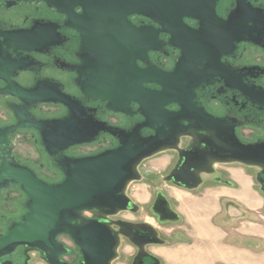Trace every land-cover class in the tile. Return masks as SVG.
Here are the masks:
<instances>
[{"label":"flooded vegetation","instance_id":"obj_1","mask_svg":"<svg viewBox=\"0 0 264 264\" xmlns=\"http://www.w3.org/2000/svg\"><path fill=\"white\" fill-rule=\"evenodd\" d=\"M80 14L81 10L76 8L75 19L69 22L67 15L42 0H0V171L7 181H0V240L7 237L13 226L22 224L28 213L25 206L28 195L23 184L61 183L65 160L117 149L121 144L112 132L130 135L133 130H139L144 121L140 104L133 100L126 102L136 95V72L146 65L135 56L123 62H103L99 49L85 50L81 34L84 27L77 19ZM128 21L134 28L151 27L156 33V49L147 53L150 66L173 74L183 55L187 59L186 73L183 70L173 78L178 81L176 86L183 104L187 102L190 108L181 119L188 135L179 137L176 148L158 153L174 156L164 182L182 189L167 179L176 170L180 154H192L195 149L213 161L212 171L216 170L215 165H241L255 183L264 210V163H261L264 161V0H217L214 20L208 24L202 22L205 40L199 45L188 42L185 51L172 42L171 34L160 32V27L151 20L133 15ZM183 24L192 31L200 27L199 21L192 18H183ZM193 47H198V57L191 64L188 62L190 54H194ZM120 74L133 79V83L124 84V89L118 92L121 98L118 112L109 109L106 101H96L86 95L85 92L99 86L106 88L108 93V79ZM191 76H196L198 85L189 103L184 88ZM143 87L155 92L161 90L156 84ZM56 98L63 101H51ZM179 110L176 103L166 104L161 113L154 106L153 111L146 112L152 119L148 123L151 127L142 128L140 137L153 136L156 120ZM77 112L86 115L89 124L86 128H102L90 144L63 149L56 141L60 130L36 124L62 120L68 113L77 115ZM43 135L54 140L52 147L46 148ZM27 136L33 141L35 159L29 152L19 149L18 140L23 141ZM255 144L262 145L261 151L246 152ZM208 145L216 147L214 153ZM87 146L94 150L86 154L78 151ZM238 157L258 162L250 165L221 162ZM158 196L152 201V212L154 207H161ZM224 210L232 214L229 205ZM121 213L135 212L123 211L105 220L99 219L96 212H83L82 219L71 225L77 228L82 223L98 222L107 228L112 234V243H116V256L110 264L120 261L123 254L120 250L126 247L130 250L127 264H160L155 248L161 245L156 242L163 240L153 224L125 218ZM0 264L86 263L70 235L59 234L55 244L47 250L26 245L0 249Z\"/></svg>","mask_w":264,"mask_h":264},{"label":"water","instance_id":"obj_2","mask_svg":"<svg viewBox=\"0 0 264 264\" xmlns=\"http://www.w3.org/2000/svg\"><path fill=\"white\" fill-rule=\"evenodd\" d=\"M42 1L47 6L67 15L69 22L75 19L74 10L79 8L81 14L77 17L78 24L84 27V32L81 33L82 45L85 50L91 47L93 50L99 49V57L103 62L109 60L123 62L134 56L142 60L146 67L136 72V95L127 98L126 104L130 100L138 102L143 110L144 121L140 129L133 130L130 135L124 136L122 132H112L121 144L117 149L95 156L65 160L62 163L64 179L61 183L23 184L22 188L28 195L25 205L28 213L23 217L22 224L13 226L7 237L0 240V249L7 250L16 245H26L47 250L49 246L55 244L57 235L68 234L78 246L86 264H110L116 256V243H112L110 237L112 234L109 230L98 222L82 223L77 228L72 226L71 222L80 221L83 212H96L98 218L103 220L123 211L135 212V205L125 195V191L129 183L139 180L137 167L142 161L162 151L176 148L179 137L188 135L181 125V119L190 110L187 108V102L183 104L179 88L176 86L178 81L173 78L174 75L181 74L183 70L186 73V57L183 55L179 60L173 74L160 72L150 66L147 62V53L156 49V33L151 27L134 28L128 21V17L140 15L151 20L160 27V32L171 34L174 37L172 42L185 51L184 46H187L188 42L199 45L205 40L206 31L202 22L208 24L214 20L217 0ZM183 18L199 21L200 27L195 31L189 30L183 24ZM192 49L194 54H190L188 62L191 64L198 57V47ZM106 81L107 79L104 78V82ZM108 81L110 85L108 93L106 88L102 89L100 86L96 90L90 89L85 93L93 100L106 101L109 109L118 112L121 110V98L118 92L124 89V84L127 86L133 83V79L130 80L120 74L110 77ZM100 83L102 84V81ZM144 84H156L161 90L150 91L143 87ZM197 85L196 76H191L184 88V91L188 92L189 103L192 99V91ZM51 101L62 102L63 100L56 98ZM168 103L178 104L179 112L159 117L155 122L157 128L153 129L154 135L140 137L142 128L150 129L151 127L148 123L152 119L146 112L149 113L150 109L153 111L156 106L161 113V109H164ZM40 123L44 125L43 127H54L60 130L56 141L63 149L70 145L90 144L102 130L97 127L86 128L89 125L87 117L81 112H77V115L68 113V116L62 120L39 121L36 124ZM37 127L39 129L41 126ZM189 127L192 129V126L187 128ZM42 138L46 148L54 145V140L45 135ZM261 147L262 145L255 144L246 149V152L255 153L261 151ZM215 148L214 145H208L212 153ZM221 162L250 165L258 161L238 157L235 160ZM212 163L211 159L197 153L195 149L192 154H180L176 170L167 180L176 187L194 190L200 185L201 172L209 174L212 171ZM3 180L7 182L0 171V181ZM158 197L157 202L161 207L159 209L154 207L153 212L161 221H178L177 214L169 208L168 202L163 197ZM160 243L162 242H156V244Z\"/></svg>","mask_w":264,"mask_h":264},{"label":"rangeland","instance_id":"obj_3","mask_svg":"<svg viewBox=\"0 0 264 264\" xmlns=\"http://www.w3.org/2000/svg\"><path fill=\"white\" fill-rule=\"evenodd\" d=\"M32 142L29 136L23 141L18 140L19 149L29 152L35 159ZM93 150L94 147L87 146L79 148L78 151L81 154H86ZM173 159L174 156L171 153H161L142 162L138 170L139 180L129 183L125 191V195L135 205L136 211L132 214H120L125 218L153 224L163 240L161 245L155 248L160 264H200L204 261V257L202 260L200 259L201 261L192 260L188 253L187 246L193 242V239H188L189 233L193 230L191 224L193 225L197 221H200L201 224L215 223L219 225V228L221 225H225L223 229L228 234L231 233L234 238L237 234L241 235L242 232H245L247 228V232L254 235V240L257 237L260 239V234L264 235L262 202L255 183L248 173L245 174V169L241 165H215V171L199 176L200 185L196 189L182 190L164 182V175ZM156 195L169 201L172 211L179 218L178 221H161L156 213L151 211V204ZM228 205L232 207L233 215L235 212L237 213L238 219L230 220L231 217L224 210ZM241 225H244V230ZM252 227H254L253 230ZM204 238L202 236L201 240L198 236L194 237V240L202 245V252L205 250ZM174 251H178L179 257L171 255ZM121 252L123 253L122 257L116 264H127L130 259V250L127 247L121 248ZM205 264H220V262L216 260V257H211L210 260L206 259Z\"/></svg>","mask_w":264,"mask_h":264},{"label":"crops","instance_id":"obj_4","mask_svg":"<svg viewBox=\"0 0 264 264\" xmlns=\"http://www.w3.org/2000/svg\"><path fill=\"white\" fill-rule=\"evenodd\" d=\"M197 212H194V214H197ZM228 216L231 217L230 220L239 218L236 212L234 215L229 214ZM224 226L225 225H221V228H219L218 224H210L208 222L201 224L200 221L195 222L193 225L191 224V229L193 230L189 233L188 239H193V242L187 247L189 256L192 257V260H202L204 257V261L202 262L205 264L207 258L210 260L211 257H216V260H218L220 264H264L263 233L259 235L260 239L257 237V239L254 240V235L248 233L247 228L245 232H242L241 235L237 234L234 238L231 233L228 234V232L223 229ZM243 226L244 225H241L242 229ZM259 228L262 229L261 227ZM253 229L254 227H252V230ZM196 236L200 239L202 236L205 237L203 240L205 242L204 252L201 251L202 245L200 242L197 243V241L194 240ZM177 239L179 238L177 237ZM171 255L173 257H179L178 251H174ZM202 262H200V264Z\"/></svg>","mask_w":264,"mask_h":264}]
</instances>
